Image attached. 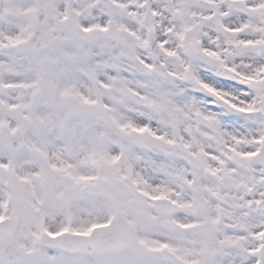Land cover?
Here are the masks:
<instances>
[{
  "label": "snow or ice",
  "instance_id": "obj_1",
  "mask_svg": "<svg viewBox=\"0 0 264 264\" xmlns=\"http://www.w3.org/2000/svg\"><path fill=\"white\" fill-rule=\"evenodd\" d=\"M0 264H264V0H0Z\"/></svg>",
  "mask_w": 264,
  "mask_h": 264
}]
</instances>
